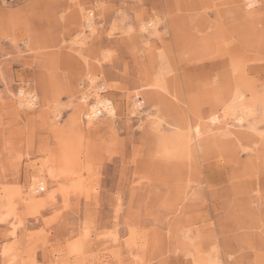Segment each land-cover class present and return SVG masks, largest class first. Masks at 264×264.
Returning a JSON list of instances; mask_svg holds the SVG:
<instances>
[{
  "label": "rangeland",
  "instance_id": "1",
  "mask_svg": "<svg viewBox=\"0 0 264 264\" xmlns=\"http://www.w3.org/2000/svg\"><path fill=\"white\" fill-rule=\"evenodd\" d=\"M229 1L0 0V264H264V9Z\"/></svg>",
  "mask_w": 264,
  "mask_h": 264
},
{
  "label": "bare ground",
  "instance_id": "2",
  "mask_svg": "<svg viewBox=\"0 0 264 264\" xmlns=\"http://www.w3.org/2000/svg\"><path fill=\"white\" fill-rule=\"evenodd\" d=\"M218 3H220V2H218ZM263 3H264V0H231V1L227 2L228 5H231L229 7L228 11L229 12H232L233 14H235V17H236V23L234 25H232V26H234V27H232V29L233 30L234 29L241 30L242 29V26L245 25V24H247L248 22H250V23H253V21L255 22V20L257 19L258 15H259L258 13H260V11L262 13V11L264 9V7H261V4H263ZM257 5H259L260 9L257 10V11L256 10H252ZM212 6H215V5H212ZM209 7H211V6H209ZM86 21L88 23L87 27L90 28L92 26V20H91V18H86ZM149 25L152 26L153 24H149ZM142 28L145 30V25H142ZM258 35H261V31H260V33H258ZM31 99L29 100L28 103L32 106L33 104H32L31 101L34 100V97L31 98ZM86 99H87V97H84L83 100L85 101ZM99 107H102L105 110H107V109L110 108V110H108V113H109L110 116L114 112V109L109 105L108 99H106V98H102L101 99L100 95L97 94L95 104L90 107L89 113L86 115V117H87L88 120H94V119H96V117H97L96 114L98 112ZM226 114H228V113L226 112ZM209 119H210L209 120L210 121V123H209V127L210 128L211 127L213 128V125L214 124L217 125L220 122V116H218L216 112H212L210 114V118ZM235 121L237 123H239V124H242L243 123V118L241 116H238V117L235 118ZM196 136L197 137L200 136V131H199L198 128H196ZM33 190L35 192V191L38 190V188H35Z\"/></svg>",
  "mask_w": 264,
  "mask_h": 264
},
{
  "label": "built area",
  "instance_id": "3",
  "mask_svg": "<svg viewBox=\"0 0 264 264\" xmlns=\"http://www.w3.org/2000/svg\"><path fill=\"white\" fill-rule=\"evenodd\" d=\"M32 96H33V94L31 95V98H32ZM31 98H30V99H31ZM31 100H32V99H31ZM28 101H29V99L27 100V102H28ZM31 102H32V103H35V100H34V101H31ZM108 110H110V108L107 109V110H105L104 108L99 107L96 116H97V117H101V116H103V115H106V114H108ZM85 119L87 120V117H86Z\"/></svg>",
  "mask_w": 264,
  "mask_h": 264
}]
</instances>
